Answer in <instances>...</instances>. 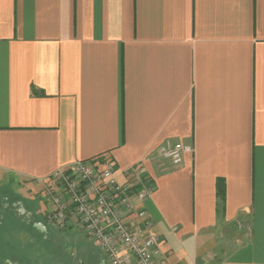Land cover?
I'll return each mask as SVG.
<instances>
[{
	"label": "crops",
	"instance_id": "crops-1",
	"mask_svg": "<svg viewBox=\"0 0 264 264\" xmlns=\"http://www.w3.org/2000/svg\"><path fill=\"white\" fill-rule=\"evenodd\" d=\"M78 161L152 187L162 264H264V0H0V192L43 239Z\"/></svg>",
	"mask_w": 264,
	"mask_h": 264
},
{
	"label": "built area",
	"instance_id": "built-area-1",
	"mask_svg": "<svg viewBox=\"0 0 264 264\" xmlns=\"http://www.w3.org/2000/svg\"><path fill=\"white\" fill-rule=\"evenodd\" d=\"M189 150L182 143L167 141L158 153L179 165ZM50 180L60 183L48 193L51 202L46 218L52 226L64 230L73 222L92 237L107 264H162L161 240L149 233L146 212L137 213L141 223L125 218L134 209L132 196L144 201L151 186L142 180L120 184L111 164L98 168L85 161L58 169Z\"/></svg>",
	"mask_w": 264,
	"mask_h": 264
},
{
	"label": "rangeland",
	"instance_id": "rangeland-1",
	"mask_svg": "<svg viewBox=\"0 0 264 264\" xmlns=\"http://www.w3.org/2000/svg\"><path fill=\"white\" fill-rule=\"evenodd\" d=\"M47 184L45 190L47 196L51 190L60 185V183L51 180ZM5 189L3 192L15 193L12 186H8L6 189L10 192ZM16 194L17 192L14 196ZM12 199L13 196L5 202L2 192H0V264H99V258L105 261L104 255L96 247L92 237L73 225V222L66 229L59 231L54 226L48 225L50 233L47 236L49 239H43L39 232L29 229L28 226L14 217V212L11 210ZM50 202V200L46 202L43 208H47ZM27 231L32 232L29 236L33 237V240L27 241ZM70 233L75 236L71 240ZM50 243H55V247L50 246ZM68 243L77 246L70 249L66 245ZM59 244L61 246H58Z\"/></svg>",
	"mask_w": 264,
	"mask_h": 264
},
{
	"label": "trees",
	"instance_id": "trees-1",
	"mask_svg": "<svg viewBox=\"0 0 264 264\" xmlns=\"http://www.w3.org/2000/svg\"><path fill=\"white\" fill-rule=\"evenodd\" d=\"M137 190H138V188H137ZM1 262V261H0ZM3 264V263H2Z\"/></svg>",
	"mask_w": 264,
	"mask_h": 264
}]
</instances>
